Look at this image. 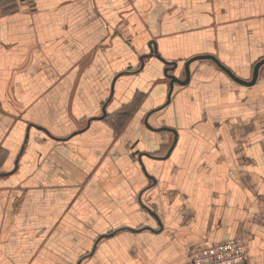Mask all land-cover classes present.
Wrapping results in <instances>:
<instances>
[{"label": "crops", "instance_id": "obj_1", "mask_svg": "<svg viewBox=\"0 0 264 264\" xmlns=\"http://www.w3.org/2000/svg\"><path fill=\"white\" fill-rule=\"evenodd\" d=\"M3 1L0 264H59L63 244L86 251L74 264H192L189 251L224 240L264 264V64L253 85L211 60L191 63L172 91L167 77L212 54L252 80L264 0ZM135 101L143 109L117 138L104 121L114 102ZM107 147L118 157L86 173ZM47 158L86 173L65 182L64 206L53 175L42 177Z\"/></svg>", "mask_w": 264, "mask_h": 264}, {"label": "rangeland", "instance_id": "obj_2", "mask_svg": "<svg viewBox=\"0 0 264 264\" xmlns=\"http://www.w3.org/2000/svg\"><path fill=\"white\" fill-rule=\"evenodd\" d=\"M5 1H3V3H0L5 5ZM1 7V6H0ZM8 7L7 6H4L3 9H7ZM123 40H125V44H127L128 46H130L129 42L126 41V38L123 37ZM123 43V41H122ZM115 43H112L111 41H107L106 43V50H107V54H108V49L110 48V46H114ZM124 59V58H123ZM123 59H119L121 62L119 63H124ZM181 66L182 64L186 61L185 58H182L181 60ZM197 60L193 61L192 63L196 62ZM127 63L129 66L127 67H130V68H133L136 66V64H133L132 62H130L129 60H127ZM49 64H51V61H49ZM110 65H113V63H110ZM115 65H113L112 67H114ZM67 72L68 70H63V71H58V74H57V79H59V75L64 73V76H62L61 78L65 79L67 78ZM105 76H107L105 74ZM125 86L127 84V81H125L123 83ZM106 87V85H105ZM140 97H142V99L145 97V92L143 94H140L138 95ZM40 104L42 105H48V102H39ZM145 102H114L113 105H112V108H111V112L109 114V116L107 117V119H105L104 121V126L106 127V129H108L109 131H113L114 134H116V137H120V134H118V132L120 130H125V132H128L130 131L131 129V126L133 124H135L136 120L138 119L139 115H140V112L141 110L143 109V106H144ZM160 115L159 116V123H163L162 122V116L163 114H158ZM85 122L84 121H79V122H74L73 125H77L78 127H82L84 126ZM125 127H127L125 129ZM120 139V138H119ZM126 141L128 142L129 140L126 139L125 142H123L124 144H122L121 146V149H119L120 151H124L126 150L125 148H127V144H126ZM118 143H122V141H118ZM117 143V144H118ZM100 149V154L99 156L95 159V161L90 165L89 168H86V173L89 172V170L96 164L98 163L99 161H102V160H111L115 157H118L117 155V150H113V147L111 148H106V149H101V148H98ZM2 154H0V157H1ZM118 159V158H117ZM47 161H48V158H47ZM48 165L47 167L44 169V174L42 175V177H45L46 175H53V181H55V183H57L56 185L53 186L52 189H54L55 191H57V193L60 195L59 198H57V203L59 206H64V204L66 202H68V199L66 200V196L64 194V190L67 189L66 187V184L65 182L68 180V179H71L72 177H76L78 179V177H83V175L85 176L86 173H79L77 172V174H72L71 171H67L66 168H63L61 165H60V161H55V160H51V161H48L47 162ZM51 165V166H50ZM54 165H57V168H55ZM80 165H84L83 162L80 163ZM34 173L31 169L30 172L27 173V175L25 177H30L32 176ZM46 179H49V178H46ZM57 180V182H56ZM47 182V181H46ZM60 183H63L60 185ZM28 191L29 193L31 194V190H29V188L25 189V192L24 194L21 193V196L17 197V193L14 194L13 197L14 200H13V211H17L21 202L24 200L25 197L28 196ZM29 194V195H30ZM17 197V198H16ZM18 199V200H17ZM66 200V201H65ZM25 204L29 202V200L25 199ZM28 207V206H27ZM26 207V208H27ZM113 228H110L109 230H112ZM21 234H23L21 237H18V241L20 243H24L25 245H27L28 242H32V239L30 237V235H26V233H23L21 232ZM12 238L14 236H11ZM96 237V234L93 235L92 239H91V242H90V245H89V248L92 244V240ZM58 242H62V240L58 239ZM69 248V245L67 244H63V248L60 247L59 245V253H58V258L59 259H62L63 261L59 264H65V261L68 263V264H74L75 263V259L77 256L83 254L84 252H86L85 250H83V248L81 247H76L74 246V249L72 251L70 250H67ZM88 248V249H89ZM191 251H189L190 253ZM46 264L49 262V260H45L44 261Z\"/></svg>", "mask_w": 264, "mask_h": 264}, {"label": "built area", "instance_id": "obj_3", "mask_svg": "<svg viewBox=\"0 0 264 264\" xmlns=\"http://www.w3.org/2000/svg\"><path fill=\"white\" fill-rule=\"evenodd\" d=\"M189 258L192 264H245V249L239 241L224 240L193 248Z\"/></svg>", "mask_w": 264, "mask_h": 264}, {"label": "water", "instance_id": "obj_4", "mask_svg": "<svg viewBox=\"0 0 264 264\" xmlns=\"http://www.w3.org/2000/svg\"><path fill=\"white\" fill-rule=\"evenodd\" d=\"M195 60H211V61L215 62L220 68H222L225 72H227L231 78H233L235 81H237L241 84H244V85H253L256 82L257 76L259 73V68L261 67V65L264 64V58H262L261 60L256 62L255 66H254L253 79L248 81V80H245V79L238 77L236 74L233 73V71L230 68H228L226 65H224L216 56H214L212 54L195 55V56L191 57L190 59H188L184 64V70L186 73L185 78L182 79L176 75H172L169 73L167 74V77L170 78L171 91H172L175 83H178L181 85H186L187 83H189L190 76H191L190 65ZM173 66L174 67L172 69L176 68L177 62H174ZM167 70L169 71L170 68H168ZM171 91H170V95H171Z\"/></svg>", "mask_w": 264, "mask_h": 264}, {"label": "trees", "instance_id": "obj_5", "mask_svg": "<svg viewBox=\"0 0 264 264\" xmlns=\"http://www.w3.org/2000/svg\"><path fill=\"white\" fill-rule=\"evenodd\" d=\"M33 2V0H29V3H32Z\"/></svg>", "mask_w": 264, "mask_h": 264}]
</instances>
